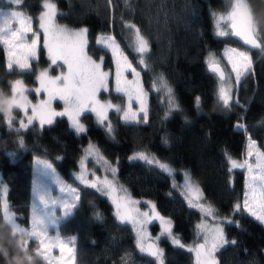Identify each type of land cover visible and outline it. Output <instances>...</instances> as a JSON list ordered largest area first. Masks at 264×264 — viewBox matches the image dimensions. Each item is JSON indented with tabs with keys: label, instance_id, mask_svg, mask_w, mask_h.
<instances>
[{
	"label": "trees",
	"instance_id": "16d2710c",
	"mask_svg": "<svg viewBox=\"0 0 264 264\" xmlns=\"http://www.w3.org/2000/svg\"><path fill=\"white\" fill-rule=\"evenodd\" d=\"M42 2L22 0L20 6H9L6 0H0V6L16 8L32 16L35 28L38 27L37 18ZM53 2L57 4L58 13H63L57 16L60 24L89 28L92 45L89 55H93L94 59L104 55L95 51V40L99 34L111 33L127 43L124 37L130 36L131 32L124 29L122 21L139 26L149 37L152 50L148 58L152 70L141 73L145 90L152 89L154 76L163 73L184 111L173 113L168 120L161 122L167 104L162 102L163 93L157 94L152 90L149 92V124L125 126L116 112H110L109 120L116 128L115 141L105 136L92 113L82 116V122L89 131L79 138L69 129L65 117L57 118L53 126H45L42 130L38 123L33 122L29 129L16 133L9 130L0 113V174L8 187L10 210L22 227L28 226L32 160L34 157L44 158L53 162L59 174L80 190L79 208L59 226L62 237H77L75 264H122L121 258L126 253L131 256L129 264H155L154 259L141 255L135 247L136 238L131 225L117 224L110 201L94 190L80 186L74 179L78 162L84 155L83 149L91 140L109 161L114 163L119 157L117 178L132 196L154 201L161 215L173 220L174 233L181 237L185 245L201 241L196 239L195 229L201 221V214L196 209H189L180 188H172L173 178L156 169L149 170L142 163L130 164L128 157L146 146L161 161L174 168L190 169L193 179L204 190L207 201L219 210L221 217L229 215L232 205L241 200L245 185L244 169H235L230 173L224 155L227 149L233 158H241L245 134L234 129L239 117H245L241 122L247 124L248 133L264 151V124L259 123L264 118V53L251 51L255 77L249 76L234 93V96L238 95L240 103L247 106V111L233 105L231 112H228L215 101L217 81L205 65L208 51L218 55L226 45L241 47L231 38L216 39L212 35L209 8L224 12L228 0H129V7L125 6L124 0H113L114 6H109L107 0ZM250 3L264 27V0H250ZM189 4L199 6L198 17L193 18L188 14ZM129 58L133 59L131 54ZM106 59L105 69L109 70L112 67L111 56L108 55ZM48 63L43 55L38 64L33 63V67L39 69ZM17 78H21L28 88L36 87L34 74L8 73L5 53L0 46V108L4 98L11 94L10 83ZM196 96L202 98V111L199 114L194 105ZM101 97L123 103L113 91L102 93ZM185 116L190 123L184 122ZM18 127L16 122L13 129ZM21 136L26 151L20 150L15 143ZM165 136L169 140L168 145L162 143ZM10 152H16V155L10 157L6 154ZM57 157L62 159L57 160ZM89 163L91 166L92 161ZM180 181L179 173L175 176V182L180 184ZM96 211L103 213V222L92 218ZM236 219L243 230L235 226L225 227L227 239H235L238 243L227 246L217 254L220 264H264V225L246 214L237 215ZM156 229V225H152L151 233L155 234ZM23 239L26 237L22 233L13 237L10 225L0 216V264H44L35 254L37 243L31 241L25 251L19 246ZM158 244L164 249L165 264H194V254L174 247L168 239L162 237ZM4 249H7V254Z\"/></svg>",
	"mask_w": 264,
	"mask_h": 264
},
{
	"label": "snow or ice",
	"instance_id": "6c2138e0",
	"mask_svg": "<svg viewBox=\"0 0 264 264\" xmlns=\"http://www.w3.org/2000/svg\"><path fill=\"white\" fill-rule=\"evenodd\" d=\"M6 3L9 6H20L22 0H6ZM124 3L129 7V0H124ZM107 4L114 6L113 0H107ZM187 8L191 17L196 18L200 15L198 5L189 4ZM42 9L37 18L38 27L34 28L32 16L26 15L23 11H10L0 6V46L5 53L6 69L10 74H34L35 82L38 84L32 89L21 79L10 83L11 95L4 100V107L0 108L10 131L19 133L21 130H27L33 126L34 121L39 122L42 130L45 126H53L57 118L66 117L69 129L79 138L89 131L82 122V116L85 113H92L95 116V123L104 131L105 136L115 141L116 128L109 120L110 112H116L125 126L139 127L149 124V92L152 90L157 94L163 93L162 102L167 104L161 122L168 120L173 113L184 111L163 73L154 76L152 89L145 90L141 73L152 70V65L148 63L152 50L149 37L135 23L122 21L124 29L131 32L130 36L124 37L127 43L111 33L99 34L95 40V51L103 52L104 55L94 59L93 55H89L92 45L87 26L73 29L58 24L57 16L63 13H58L57 4L53 0H43ZM208 15L212 21L214 38H231L241 45L226 46L222 56H217L213 51H208L205 56L206 68L217 81L215 101L222 110L231 112L232 106L237 105L246 112L247 106L241 104L238 95L234 96L233 93L238 92L241 83L249 76L255 77L251 51L259 50L264 53V27L250 0H228L226 11L217 12L209 8ZM45 54L50 62L48 67L35 69L33 63L38 64L40 57ZM130 54L133 59L129 58ZM108 55L111 56L112 67L105 70ZM55 68H59L60 72L53 76L50 73ZM129 74L131 79L128 78ZM112 91L122 100L126 98V104H113L111 100L102 102L99 99L102 93ZM30 93L42 95L44 98L32 103L29 99ZM201 100L200 96L195 97L194 105L198 114L202 111ZM54 101L62 102L63 109L57 111L53 107ZM134 103L138 105L136 110H133ZM14 110L24 113V117L19 121V127L15 129ZM244 119V116L239 117L234 129L245 134L247 141L245 158L237 160L227 149L224 150V155L230 173L235 169L246 170L245 191L243 200L234 203L230 214L224 217H221L219 210L207 201L204 190L193 180L190 169L174 168L171 164L161 161L146 146L144 150L134 151L128 157L130 164L142 163L149 170L156 169L161 174L173 178L172 188H180L189 209H196L201 214V222L195 229L196 239L200 240L202 237V242L194 241L192 245H185L181 237L174 233L173 220L161 215L154 201L134 199L129 189L117 178L120 158L117 157L114 163L109 161L99 146L91 140L83 149L84 155L78 162L79 171L74 174V179L80 186L92 189L110 201L117 224L131 225L136 238L135 247L141 255L154 259L155 264H165L164 249L158 244L162 237L168 239L174 247L194 254V264H220L217 254L227 246H235L238 243L235 239H227L225 227L235 226L243 230L236 219L237 215L246 214L255 222L264 225V151L260 150L256 140L248 133L247 124L241 122ZM184 122L190 123L187 116L184 117ZM259 123L264 124V118ZM15 143L20 150H27L22 136ZM162 143L168 145L167 136L162 137ZM6 154L12 157L16 152ZM253 157L255 163L251 162ZM56 159L60 160L62 157ZM92 159L96 165L103 166V177L96 175L99 168L94 166L92 170L88 169L87 163ZM35 165L31 182L32 203L28 226L22 227L10 210L11 206L7 200L8 187L3 181L2 174L0 216L7 225H10L13 237L21 233L25 235L26 239L19 244L23 250L27 251L31 241L37 243L35 254L44 264H53L54 260L57 264H75L77 237L62 238L59 226L79 208L81 200L79 187H73L71 183L61 179L53 162L37 158ZM179 173H182L184 178L182 184L175 182V176ZM41 177H51L59 186V192L64 195L54 197ZM142 203L146 206V211L140 210L139 205ZM57 206L60 215L56 214ZM208 217H212L211 225L207 223ZM92 218L103 222V213L96 211ZM153 221H158L161 229L159 235L154 238L148 232V227ZM50 227L56 229L54 236L49 233ZM54 250H58L60 256L54 257L52 255ZM4 252L7 254V249H4ZM65 253L68 254L67 257ZM28 259L31 260V256ZM130 259V254L126 253L121 258L122 264H129Z\"/></svg>",
	"mask_w": 264,
	"mask_h": 264
},
{
	"label": "rangeland",
	"instance_id": "374dc122",
	"mask_svg": "<svg viewBox=\"0 0 264 264\" xmlns=\"http://www.w3.org/2000/svg\"><path fill=\"white\" fill-rule=\"evenodd\" d=\"M43 3V2H42ZM8 10H16V11H20V10H17L16 8H8ZM43 9H41V11H42ZM40 11V12H41ZM40 14V13H39ZM38 17H39V15H38ZM57 23L58 24H60L58 21H57ZM60 25H65V24H60ZM37 26H38V20H37ZM67 26V25H66ZM69 27V26H68ZM82 27H84V26H82ZM70 28H73V29H78V28H80V27H70ZM226 46H230V47H234V46H231V45H226ZM225 46V47H226ZM225 47L221 50V52L217 55V56H222L223 55V51H224V49H225ZM45 56H46V54H45ZM46 58H47V56H46ZM50 63V62H49ZM49 63L46 65V66H41L40 68H47L48 67V65H49ZM224 63H226V61H224ZM106 70V69H105ZM59 72H60V69L59 68H55L53 71H51V75H53V76H55V75H57V74H59ZM128 78L129 79H131V75L129 74V76H128ZM17 79H21V78H17ZM234 79V78H233ZM14 80H16V79H14ZM13 80V81H14ZM22 80V79H21ZM38 86V84L36 83V87ZM114 92V91H113ZM235 93V92H234ZM234 93H233V95H234ZM11 95V94H10ZM10 96H8V97H6V98H4V100H6L7 98H9ZM44 97L41 95V96H36V94L35 93H33V95H32V93H30L29 94V99L32 101V103H36L39 99H43ZM99 99L103 102V101H107V100H109L108 98H102L101 97V95L99 96ZM4 100H3V102H4ZM3 102H1V108H3L4 107V103ZM112 102V101H111ZM113 104H121L119 101L118 102H112ZM123 103L124 104H126V98L123 100ZM53 107L57 110V111H60V110H62L63 109V103L62 102H60V101H54L53 102ZM136 108H138V105H136L135 103L133 104V110H136ZM29 114H31L30 113V111H29ZM13 116L15 117V120H16V122L19 124V121L21 120V118H23L24 117V113L22 112V111H17V110H14L13 111ZM66 118V117H65ZM67 119V118H66ZM25 122H26V120H25ZM34 122H36V123H38L39 124V122L38 121H34ZM93 142V141H92ZM94 143V142H93ZM246 143H247V141H246V137H245V142H244V147H243V151H242V155H241V158H240V160H243L244 158H245V154H246ZM88 146V145H87ZM258 146V145H257ZM259 147V146H258ZM261 150V149H260ZM262 151V150H261ZM40 159V160H46V159H44V158H41V157H34L33 158V160H32V176H33V172H34V169L36 168V165H35V160L36 159ZM92 161V164H91V166L89 165L90 163V161L87 163V167H88V169L89 170H92L93 168H94V166L96 167V168H99L100 170L99 171H97L96 172V175L97 176H101V177H103V175H104V172H103V166L102 165H96L95 164V161H94V159H92L91 160ZM251 162H253V163H255V158L253 157V158H251ZM79 171V166H78V170H77V172ZM245 171V184H246V179H247V172H246V170H244ZM57 174L60 176V178L61 179H63L66 183H69V182H67L60 174H59V172L57 171ZM181 174V181H180V184H182L183 183V175H182V173H180ZM109 178H111V177H109ZM193 178V177H192ZM41 179H42V181L47 185V187L51 190V192H52V195L54 196V197H62L64 194L63 193H60L59 192V186L58 185H56L55 183H54V181L52 180V178L51 177H41ZM194 180V179H193ZM195 181V180H194ZM31 182H32V178H31ZM197 182V181H196ZM73 187H75L74 185H73ZM244 191H245V185H244ZM243 194H244V192H243ZM134 199H137V200H140V201H148V199H145V198H135V197H133ZM243 200V196H242V198H241V200L240 201H242ZM31 203H32V193H31V202H30V206H29V218H30V215H31ZM139 208H140V210L141 211H146L147 210V208H146V206L142 203V204H140L139 205ZM55 211H56V214L57 215H60L61 213H60V210H59V207L57 206L56 207V209H55ZM201 222V221H200ZM207 223L209 224V225H211L212 223H213V221H212V217H208L207 218ZM152 225H156V233L155 234H152L151 233V226ZM160 231H161V229H160V226H159V222L158 221H153L150 225H149V227H148V232L150 233V235L154 238V237H156L157 235H159V233H160ZM49 233H50V235H52V236H54L55 234H56V229L55 228H53V227H50V229H49ZM71 237V236H70ZM62 238H65V239H67L68 237H62ZM200 240L202 241V237L200 238ZM52 255L54 256V257H58V256H60V253H59V251L58 250H54V252L52 253ZM67 253H65V256L67 257ZM53 264H57V261H53Z\"/></svg>",
	"mask_w": 264,
	"mask_h": 264
},
{
	"label": "water",
	"instance_id": "95a60500",
	"mask_svg": "<svg viewBox=\"0 0 264 264\" xmlns=\"http://www.w3.org/2000/svg\"><path fill=\"white\" fill-rule=\"evenodd\" d=\"M199 242H202V241H199Z\"/></svg>",
	"mask_w": 264,
	"mask_h": 264
}]
</instances>
